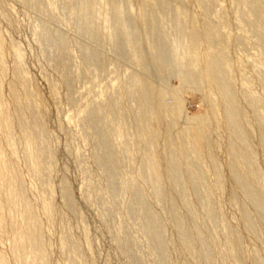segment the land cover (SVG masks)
<instances>
[{"label":"rangeland","instance_id":"374dc122","mask_svg":"<svg viewBox=\"0 0 264 264\" xmlns=\"http://www.w3.org/2000/svg\"><path fill=\"white\" fill-rule=\"evenodd\" d=\"M0 74V264H264V0H0Z\"/></svg>","mask_w":264,"mask_h":264},{"label":"bare ground","instance_id":"6f19581e","mask_svg":"<svg viewBox=\"0 0 264 264\" xmlns=\"http://www.w3.org/2000/svg\"><path fill=\"white\" fill-rule=\"evenodd\" d=\"M215 75H217V74H215ZM216 79H219L218 77H216ZM2 81V74H0V85H1V82ZM229 103V102H228ZM22 125L24 124V123H21ZM20 124V125H21ZM21 125V126H22ZM22 128V127H21ZM24 128H26V125H25V127ZM23 129V128H22ZM231 129L233 130L234 129V125L232 124L231 125ZM31 138V137H30ZM33 138V137H32ZM251 201H253L254 203H255V205H256V207L258 208V209H261V205H259V198L257 197V196H252L251 197ZM29 242H30V244L32 245V248L34 249V250H36V251H39L40 250V246L37 244V243H35L34 242V240L32 239V238H29Z\"/></svg>","mask_w":264,"mask_h":264}]
</instances>
